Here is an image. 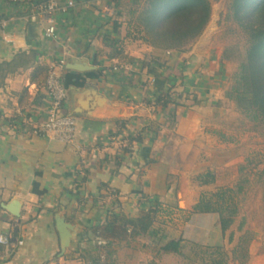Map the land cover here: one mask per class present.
I'll list each match as a JSON object with an SVG mask.
<instances>
[{"label":"crops","instance_id":"0c3cea01","mask_svg":"<svg viewBox=\"0 0 264 264\" xmlns=\"http://www.w3.org/2000/svg\"><path fill=\"white\" fill-rule=\"evenodd\" d=\"M73 2L66 12L47 13L24 1L12 5L0 0V235L11 238L8 247L0 245V264H85L76 259V249H94L109 213L136 218L154 203L159 204L152 224L156 235L108 237L116 256L119 249H135L140 238L153 241L157 249L180 238L220 245L218 216L179 209L176 186L168 182L173 139L188 141L193 122L181 119L169 133L161 128L158 116L163 111L152 113L145 103L151 99L150 75L141 64L155 57L153 50L142 44L136 51L137 42L131 40L133 49L119 46L125 27L113 0ZM49 20L55 26L54 40L43 36ZM113 21L119 25L116 32ZM126 28L131 29L129 23ZM106 34L118 40L120 56L109 58ZM143 47L146 54L141 56ZM59 59L64 60L63 86L73 81L64 86V111L80 112L74 116L73 144L37 132L45 118L47 70ZM185 77L192 85L195 77ZM139 134L144 137L138 142L134 138ZM56 216L74 228L62 256ZM146 242L141 249H150Z\"/></svg>","mask_w":264,"mask_h":264},{"label":"rangeland","instance_id":"374dc122","mask_svg":"<svg viewBox=\"0 0 264 264\" xmlns=\"http://www.w3.org/2000/svg\"><path fill=\"white\" fill-rule=\"evenodd\" d=\"M126 1H120L122 16L119 21L125 28L120 29L122 42L119 46L123 50L133 49L128 41L131 40L137 42L134 45L137 51L143 44L160 57L166 76L195 77L192 85L183 86L179 79L176 82L174 97L178 105L167 108L173 110L175 119H169L166 109L158 116L163 122L161 128L169 133L176 129L181 119L191 118V124L193 122L189 129L191 138L188 141L173 139L169 151L172 156L167 158L172 171L168 182L176 186V205L186 198V204L178 208L191 212L201 194L221 188L233 189L237 214L217 246L222 248L226 264H264V121L252 112L241 111L227 97L247 46L245 33L231 19V0H209L210 17L206 26L180 52L156 51L137 38L132 29L127 34L130 15ZM142 51L144 47L139 52L141 56L146 54ZM118 59L126 62L122 57ZM199 82L204 84L198 86ZM147 83L151 87L150 78ZM184 88L187 93L183 92ZM155 110L160 108L150 107L152 113ZM206 171L215 175V181L200 185L196 177ZM140 239L132 244L135 249H119L116 264H188L163 257L153 241ZM243 239L248 241L245 252L237 250ZM144 242L150 249H141ZM194 264L199 261L195 260Z\"/></svg>","mask_w":264,"mask_h":264},{"label":"trees","instance_id":"16d2710c","mask_svg":"<svg viewBox=\"0 0 264 264\" xmlns=\"http://www.w3.org/2000/svg\"><path fill=\"white\" fill-rule=\"evenodd\" d=\"M20 1L34 7H43L51 0H16L11 1V4L18 5ZM55 1L62 3L66 0ZM120 1L124 0H113L114 7L118 8L116 17L122 16ZM126 3L129 5V26L132 31L137 38L160 52L183 51V47L203 31L210 17L209 0H143L142 5L141 0H127ZM230 12L231 19L245 33L247 46L227 97L234 101L241 111L252 112L264 121V0H231ZM112 27L116 32L119 27L117 21H113ZM103 40L105 46L110 48L109 58L120 56L121 52L117 49L118 40L110 39L109 34L104 35ZM160 60V57L155 56L148 62H142L141 68H147V73L153 80L149 93L151 99L145 103L165 111L170 105H178L174 97L177 80L179 79L183 86H188L191 79L184 75L172 78L166 76L162 70L164 64ZM68 84H73V81L64 82V86ZM183 92L187 93V88H184ZM167 115L170 120L175 119L173 110H167ZM147 130L149 131V128ZM142 133L144 135V132ZM143 137L139 134L134 140L139 142ZM196 180L200 185H210L214 183L215 175L206 171L198 175ZM158 210L159 204L154 203L136 218L109 213L110 219L105 220L93 241L94 249H81L78 246L76 252L79 255L76 259L85 264H116L117 249L106 239L110 237L112 240H124L126 235L131 240L140 236H155L152 224ZM193 212L216 214L223 235L237 214L233 189L221 188L201 194L193 206ZM94 230L97 231L98 228ZM247 242L244 239L240 241L237 250L245 252ZM158 252L165 258L182 260L188 264H194L195 260H198L199 264H226L225 254L220 246H200L181 238L161 243Z\"/></svg>","mask_w":264,"mask_h":264},{"label":"built area","instance_id":"2783aa9c","mask_svg":"<svg viewBox=\"0 0 264 264\" xmlns=\"http://www.w3.org/2000/svg\"><path fill=\"white\" fill-rule=\"evenodd\" d=\"M16 1V0H11ZM74 6L73 0H66L59 3L55 0L49 1L41 7L47 13L66 12ZM43 36L47 40L56 39V30L49 20L43 31ZM64 60L59 59L51 64L47 70L44 81V91L46 94L45 118L38 125L37 132L46 135L50 140L63 144H73L76 135V118L64 111V104L67 99V91L61 81V70ZM153 80L150 78V83ZM11 238L7 235H0V245L8 247Z\"/></svg>","mask_w":264,"mask_h":264},{"label":"water","instance_id":"95a60500","mask_svg":"<svg viewBox=\"0 0 264 264\" xmlns=\"http://www.w3.org/2000/svg\"><path fill=\"white\" fill-rule=\"evenodd\" d=\"M73 69H76L78 71H84L86 68L82 67V66H75V67H73ZM102 101H103V99H102ZM79 113L80 112L76 111V112H72V114H70V115L75 116V115H78ZM179 206H180V202H178V207ZM14 215L17 216L18 214L15 212ZM55 224H56V229H57L58 235H59L60 256H62L64 251L66 250V248H68V246L71 242V239H73L72 232H73L74 228L71 224L65 222L64 219L60 216H56Z\"/></svg>","mask_w":264,"mask_h":264},{"label":"bare ground","instance_id":"6f19581e","mask_svg":"<svg viewBox=\"0 0 264 264\" xmlns=\"http://www.w3.org/2000/svg\"><path fill=\"white\" fill-rule=\"evenodd\" d=\"M179 194V193H178ZM180 196V195H179ZM180 203H181V201H180Z\"/></svg>","mask_w":264,"mask_h":264}]
</instances>
